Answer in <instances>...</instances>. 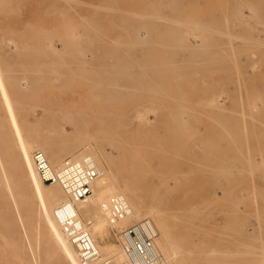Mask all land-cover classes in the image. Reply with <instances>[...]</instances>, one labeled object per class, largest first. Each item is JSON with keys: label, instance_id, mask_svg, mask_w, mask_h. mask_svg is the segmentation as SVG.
Masks as SVG:
<instances>
[{"label": "bare ground", "instance_id": "1", "mask_svg": "<svg viewBox=\"0 0 264 264\" xmlns=\"http://www.w3.org/2000/svg\"><path fill=\"white\" fill-rule=\"evenodd\" d=\"M237 4H234L238 6L236 12L239 11V16L240 15L246 16V19L241 21L240 24L243 25V29L245 30L247 39L244 40L243 38L234 35H230L229 36L230 39H228V35H224V37L225 36L227 37L226 40L227 39L230 40L229 41L230 44L228 48V50L229 49L230 50L227 51L225 48L224 50L226 51V53H229L230 51L232 52L230 53L232 58L231 56H229L231 59L229 58L228 59L230 61L231 60L233 61V62L231 61L233 63L231 67H233V71L237 75V78L235 79L236 82L234 81L235 84L232 81V83L236 85L237 88V89L234 88V90H239V92L244 93L245 98L247 100V101L245 100V102L248 104V110L246 109L247 113L244 112L246 114L245 116L246 121L244 122L242 120L244 122L243 126L246 129L249 137L254 138V142L256 140L259 146V154H258L260 155L259 159L258 160H253L252 158L248 159V164H247L248 174L253 183H251L249 192L246 191L248 194V200L247 199L246 200L247 202L249 201L248 202L249 204L247 203L246 204L248 206L250 205L254 206L255 208L254 207L253 208L257 209L255 215L258 218L257 231L260 234L264 232V0H240ZM178 6L180 7V5ZM104 13L105 15L107 14L106 11ZM178 13L176 14L181 15V12L179 14ZM91 14L92 13H90V15ZM176 14L173 13V15L177 16ZM98 16H100V14ZM94 17H96V15H94ZM101 19H103V17ZM155 19H158V21L161 22L160 21L161 17L156 16L155 14L148 15L147 19H145L142 22L146 24H150V23L156 24L158 21H156ZM238 20L240 21V19ZM135 21H137V19H135L134 22ZM226 23H230V21L227 20ZM87 25L89 26V24ZM233 25H235L234 21H233ZM51 27L54 26L51 25ZM196 28L197 26L195 27V29ZM198 30L201 31L203 29L199 27ZM25 31H27V29ZM226 32H228V30L227 31L225 30V33ZM30 34L32 36L34 35L32 33ZM31 35H30V39H31ZM34 37H36V39L37 38L40 39V37L38 36L34 35ZM130 37L131 36H129V38ZM138 37L139 36H136V41L140 42L141 38ZM243 37L245 38V35ZM66 38L69 41V38L72 37L69 36V38L68 37ZM100 38L102 39V37ZM195 38H197V36H195ZM234 38H238V39L241 38L245 42H243L242 45H239V43L232 44L231 39L233 40ZM27 39L29 40V37ZM96 39L99 38L96 37ZM198 39L201 40V43L194 41V43L192 44L190 43V45L188 44L189 47L186 52L189 55V57L184 62L177 61L174 57L175 53H173L172 50L168 51L167 54L165 53L166 54L165 57L166 58L168 57V68L170 69V71L173 70L174 74L176 73V75H178V73L187 74L189 72L191 73L197 72L196 74L202 75L205 72L206 73L211 72V74H213L212 72L214 70L215 71L217 70L218 72L220 71L218 69L219 67L222 66L221 59L227 57L223 55V53L222 54L220 52L218 53L219 51L218 49H220L218 47L221 44L217 45L214 43L212 44L205 42V37H203L202 33L199 34ZM28 40H26V43ZM26 43L23 41H19L14 36H9L6 35L5 33H0V75H3V77L10 82L11 87L15 91L23 92V93H32L35 90H37V93L40 95L37 98L38 99L37 103L29 105L28 107L25 105H22L20 107H16V106L13 107L15 104L14 101L12 100L14 99L13 97L0 96V241L4 242V244H6L5 246L9 244V241L13 242L12 240H14V235L13 233L11 235L10 232H13L14 229L19 228L23 233L22 242L24 241L28 245V250H25L24 248L23 254L24 256H29V258L28 259L25 258L23 264H82L79 261L77 250L70 242V240L67 238L59 221L57 220L54 214V210L56 206L61 202L67 200L68 195L58 184L56 183L49 184L43 182L40 179L32 160V153L36 149L42 150L45 153L46 157L48 158L49 162L53 166H57L64 158H79L83 155H89L93 160L95 166L99 169L98 177L91 184V188H92L91 194L88 196L86 200L75 201L74 207L78 213L79 218L83 222L84 226L88 229L92 238L94 239L95 244L102 258L111 257L113 260L117 262H124L125 255L121 249V245L119 242V231L122 227L129 225L128 223H130L131 221L133 220L137 221L138 219H141L143 217L149 218L157 230L155 245L158 251L160 252L165 264H215V261L213 262V258L215 257L217 258L218 256L224 257L226 255H229L228 257H230L232 254L235 255L234 258L235 257L238 258V261H240L241 263V261H243V257L251 254V252L249 253L248 251L245 250V244L242 242V240L246 237L245 233H243L244 231L241 230L242 228H240V230L237 229L235 234L236 236L234 237L236 240L238 241L240 240V242L233 239L230 241L228 240L229 242L226 243V245L230 246V248L231 247L235 248L233 249L232 252H229L228 249H226V253L216 251L214 248L209 247L212 245H208V247L205 248V245H203V243L205 242H203L204 240L202 239H204L207 236L204 237L202 236L203 238L201 237L202 239L200 240V243L195 241L197 239L193 240V238L190 239L188 237V235L191 233V230L196 229L195 227L196 224L193 223V220H195L193 219L194 216L193 217L191 216L195 212L196 205L190 202V200H193L195 197L189 196V194H192L194 191L176 188L175 186L174 188L165 186L167 185V181L164 177L165 174V172L163 171L164 169L162 170V165L163 166L165 165L164 162L171 161L173 163L174 161H180L182 159L181 150L179 148L181 142L178 141V136L179 135L181 136L182 133L178 134L174 132L175 134H173L172 132H168V133L164 132L162 134L161 133L157 134L156 131L158 129L155 130L156 129L155 126L158 123V121H160L161 123L166 121L165 124H167L168 128H170V126L172 127L176 123L177 118L172 114V112H170L171 115L167 112L169 114V116L167 117H162L163 114L161 113L160 116H157L152 121L147 117L148 115L146 116L145 115L146 113L140 109H135L136 116L134 115L133 117H129V115H126L124 111L125 109L122 110L120 106V104H122L123 101L109 102L107 100L104 101L85 100L82 98L73 99V98L52 96L53 88L68 87L65 80L68 78L69 73H73V75L81 76L84 79H86L89 84L87 85V87L91 88L90 95L95 99H101L103 97H111L112 95L122 96L125 90H129V88H133V87L140 90L146 89L148 92H150L155 86L153 84L156 85L159 84V80H164L165 75L167 74V72L166 74L161 73L163 71L160 72V70L163 69V68L160 69L162 66L161 65L158 68V70L160 69L158 71L160 73L156 74L157 76L153 75V73L156 72L157 70L154 64L157 65L158 67V64H156L155 61H159L157 58L161 59L159 55L156 54L157 57L152 55L147 56L135 52L134 53L135 58L133 56L130 57V59L124 60L123 63L127 64L125 67H123L122 69L120 68L113 69V67L111 66V62L107 63L108 61L106 62L105 60H103L105 57L103 51V52H96L92 58L86 55H82L80 59L78 60L76 59L77 62L79 61L77 63L78 67L76 68L72 67L71 65L70 66L64 65L61 67V64L60 65L58 64L59 62L56 63V61H58L61 55H59L60 53L58 54L57 51L55 52L54 50H52L49 46L50 45L49 43L46 44V48L47 50H49V54H50L49 55L50 62H48L47 64L42 62L43 59L42 55L46 56L43 54L44 53L43 50L45 49L44 46H42L44 49L40 51L41 53L43 52L42 55L41 54L36 55L37 52L36 50L37 48H39L40 45L36 48L35 46H37L38 44L32 46L31 44L28 43L26 44ZM88 45L90 46V44ZM113 45L115 46L116 44ZM174 45H179V44H174ZM212 45L216 49V51L208 53L207 49ZM71 46L69 45V48L73 49V47ZM103 46L104 44L102 43L101 47L103 48ZM105 46L103 49H105ZM115 49L117 51V48ZM140 49L141 48H139V51ZM74 51L77 52L76 49ZM253 52L256 53L255 57H253L252 54ZM112 53L113 55H115L113 51ZM109 54L112 55L111 51L109 52ZM241 54L245 56V61L240 60V58L237 57L238 55ZM24 55L28 57L27 59L29 61L28 64L29 68L26 69L27 68L26 66L25 71L22 70L18 71L17 66L18 64H20V59L17 58H20L19 56H24ZM126 55L123 56V58L127 57ZM116 56L118 58L117 54ZM115 58L116 57L114 58L112 57L111 59L114 60ZM45 60L48 59L46 58ZM223 61L225 62L226 60ZM133 63L135 67L132 66ZM105 65L106 67L109 66L110 67L107 69ZM116 65L118 66L119 64L116 63ZM153 67L155 68V71ZM225 68H223L224 71ZM218 72H215V74H218ZM230 72L228 71L227 74L229 77L231 75ZM193 75L194 73L192 74V76ZM218 76H222V75L218 74L217 77ZM221 78L224 79L226 78V76ZM198 79H200V77ZM214 81H217L218 83V81L220 80L216 79ZM221 82L223 81L221 80ZM182 83L183 82H181V84ZM203 84H200L201 87ZM157 87L155 86V88ZM160 88L161 87H159L158 89ZM203 88H207V87H203ZM46 89L47 91H44ZM211 89L217 90L216 88L215 89L211 88ZM170 94H167L168 99H170L169 97L171 96ZM200 95L198 96V98L200 97ZM164 96L166 95L164 94ZM174 97L172 99H174ZM177 97L176 99L179 98ZM202 98L203 97H201L200 99ZM239 99H241V96ZM171 101L177 103L174 100ZM212 103L213 106L218 109L224 108L223 106L225 105V103L221 102L219 98H217L216 100L214 99ZM235 106L237 107V105ZM36 107H37V111H36ZM174 107L176 108V105ZM238 109L240 110V112H242L240 108ZM222 111L224 110L222 109ZM211 112L213 113L212 110ZM216 112L217 111H215L214 113ZM179 115L180 113L177 115V117H179ZM243 116H239V117H243ZM133 119H135L136 121L135 125L132 124V121H134ZM67 125L70 126L69 129L67 128ZM153 130H155V133L154 132L152 133ZM133 132L136 133L135 135L137 137L133 136ZM137 134H141V136L139 135L138 137ZM228 134L232 139L234 132L228 129ZM213 137L214 138L216 137V133ZM207 138H209V136L206 137V140ZM202 139L203 141H201L200 143H202L203 146L204 144H207L209 145L210 148L202 152L205 153V155L204 154L200 155L199 158L200 162L201 161L214 162L219 160L222 162V160L225 157L224 154H226V150H227L225 149V147H227L228 145L232 146L234 143V139H232V141L230 142L218 141V145H217L218 147L215 148L212 147L213 143L211 142V139L209 141H204V138ZM250 142H252V140ZM198 143H197V147H198ZM203 146L201 147L203 148ZM184 148H186V146ZM186 149L189 148L187 147ZM185 152H187V150H185ZM231 153L235 154L233 152ZM184 154L185 153H183V155ZM192 158L193 155L191 156V159ZM233 158L234 157H231L230 160H232ZM153 159L158 161L159 165L156 164L152 165L151 162ZM185 160H187V158ZM104 162L105 164H107V166H105ZM167 164L168 162L166 163V165ZM180 164L177 166L176 171L168 174V176H171L172 178L175 179L174 183L176 184V186L179 184L181 185L188 184L189 183L188 178L192 174L191 171L188 170L184 171L183 168H181ZM126 165L130 170L129 173L125 172L124 170L123 166ZM191 167L192 169L194 168V170L196 169L198 171L201 170L203 171V174L205 172L213 178H218L219 176H221V178L222 177L226 178L227 176L233 175V171L230 172L228 170H222L220 169L218 164L211 165V164L195 163ZM173 168H175L174 165ZM187 168H190V165L187 166ZM197 170L194 172H197ZM166 171L168 172L169 169ZM153 177H156L157 179L156 182L153 181ZM257 179L260 181L259 184H257L256 182ZM116 193L124 196V198L127 200V202L129 203L132 209V213L114 223H111L107 218V216L105 215V213L103 212V210L101 209V202L105 200L108 196ZM239 194L240 197L242 198L241 196L242 193L239 192ZM242 199H244V197ZM239 201L237 200L238 203H240ZM224 203L226 204V202ZM225 204H223L222 206H224ZM233 206L236 207V205ZM248 206L246 207L244 206V207L247 208ZM251 208L252 207H250V209ZM217 209L215 210L217 211ZM196 210L200 212L198 208ZM206 211L208 212L209 210ZM235 211L232 212L226 211V212H228L229 214L232 213L233 215L236 213ZM238 214L240 213L238 212ZM242 218L244 219L245 217ZM226 221L228 222L227 219ZM237 221H235V223H237ZM229 222H231V220ZM224 223L226 222L224 221L222 224ZM246 223L248 224V222ZM214 225L215 227L220 226L216 224ZM223 229H222V233L225 232V231L223 232ZM209 231L211 232V230H208L206 231L208 233L204 232V234L208 235L210 233ZM114 232L117 236L116 241L113 240L112 237ZM213 233L211 235H213ZM30 234L34 236V241H37V243L39 244L40 242H43V245L39 246L37 244V246L36 245L33 246L32 241L29 238ZM232 235L234 236V234ZM218 242L220 243V240ZM216 244L214 243V245ZM0 245H2V243ZM1 247H3V245ZM224 248L223 251H225ZM238 248H242V249H238ZM261 248L262 249L259 250L260 251L263 250L261 251L262 252L261 254L264 255V245ZM260 251L256 253H260ZM1 255H0V264L11 263L8 261V259L4 260V258L1 257ZM225 258H227V256ZM233 263H237V262H233Z\"/></svg>", "mask_w": 264, "mask_h": 264}, {"label": "rangeland", "instance_id": "2", "mask_svg": "<svg viewBox=\"0 0 264 264\" xmlns=\"http://www.w3.org/2000/svg\"><path fill=\"white\" fill-rule=\"evenodd\" d=\"M235 1L236 0H232V1L231 0H196V2H197L196 3L195 0H159V1L158 0H0V33H5L6 35H9V36H14L19 41H23L25 43H26V40H28L27 38L29 37V40L27 41L28 44H31L32 46H34L35 44L36 45L38 44L37 46H35L36 48L40 45L39 48H37V50H36L37 51L36 55L37 54L42 55V53L44 52L43 54L46 56L42 55L43 59L42 58L41 59H42V62L46 63V64L48 62H50L49 50H47V48H46V44L49 43L50 44L49 46L52 50H54L55 52L57 51L58 54L60 53L59 55H61V57L58 59V61H56V63L59 62L58 64L59 65L61 64V67L64 65L65 66L71 65L72 67L76 68V67H78L77 63L79 62V61L77 62V60L80 59V57H82V55H86V56L92 58L96 52H103V51L105 54V57L103 60H105L106 62L108 61L107 63L111 62V66L113 67V69H118V68L122 69L123 67H125L127 64L123 63L124 60L130 59V57H133L135 52L143 54V55H147V56H150V55L156 56V54L159 55L161 57V59L157 58L160 62L155 61L156 64H158V67H157V65L154 64V66L157 70H156V72H154L155 68L153 67V69H154V71H152V72H154L153 75L157 76L156 74H159L161 71H163L161 73L166 74V72H167V74L165 75L164 80H159V84H157V85L153 84L156 87L158 86L157 88H155V86H154V88L152 89L153 91L151 90L150 92H148L146 89L140 90V89L133 87V88H129V90H125L124 93L122 94V96L112 95L111 97H103L101 99H95L94 97H92L90 95L91 88L87 87V85H89L87 80L81 76H77V75H73V73H69L68 78L65 80L68 87L67 88H64V87L53 88V95L52 96L53 97H63V98H73V99L82 98L85 100H100V101L101 100L102 101L107 100L109 102L123 101V103L120 104V106H121L122 110L125 109L124 111H125L126 115H129V117H133L135 115V109H140V110L144 111L146 113L145 115L146 116L148 115L147 117L152 121L157 116H160L161 113L163 114L162 117H167V116H169V114L171 115L170 112H172V114L177 118L176 123L174 122L175 124L174 125L172 124L174 127L170 126V128H168L167 124H165L166 121L162 122V123L160 121H158V123H157V120H156L157 124L156 123L155 124L157 127L155 126V128H156L155 130L158 129L156 131L157 134H160V133L162 134L164 132L165 133L172 132L173 134H175V133L181 134L182 133L181 136L180 135L178 136V141L181 142V144L179 145L180 146L179 148L181 150V156H182L181 160L182 161L181 160L180 161H174L176 163V165L174 162L172 163L171 161H167L168 162L167 165H166L167 162H164L165 165L164 166L162 165V170L164 169L163 170L165 172L164 177L167 181V185H165V186L170 187V188H174V186H175L176 188L194 191L192 194H189V196L195 197L193 200H190V202H192L196 205L195 212L193 215H191L192 217L194 216L193 219H195V220H193V223L196 224L195 225L196 229L195 230L192 229L191 233L188 235V237L190 239L193 238V240L199 239L198 241L197 240H195V241L200 243V240L204 236H207L204 239H202V240H204L203 242H205L207 244L206 245L205 243H203V245H205V248H207L208 245H212L209 247L214 248L216 251L226 253V249H228L229 252H232L233 249H235L233 247L230 248V246H227L226 243H228L230 240L235 239L234 237L236 236L235 234H236L237 229L240 230V228H242L241 230L244 231L243 233H245V236L247 237V238L245 237L246 239L244 238L242 240V242L245 244V250L248 251L249 253L251 252V254H254V255L249 254V255L243 257V261H241V263H240V261H238V258H236V257L234 258L235 255H233V254L230 256L232 258L228 257L229 255H226L227 258H225L226 256H224V257L218 256L221 258L215 257V258H213V262L215 261V264H238V263H240V264H256V263L257 264H263L264 263L263 262L264 261V259H263L264 255L261 254L262 253L261 251H263V250L260 251L259 249H262L261 247L264 245V232L259 234V232L257 231V219L258 218L255 215L257 209H254L255 208L254 206H251V205L248 206L247 205V204H249L248 203L249 201L247 202V200H248L247 192H249L250 187H251V183H253L251 181V178L249 177V174H248V168H247L248 159L249 158H252L253 160L259 159V157H260V155H258L259 154V146H258L256 140L254 142V138L249 137L246 129L243 126L244 122L246 121L245 120L246 114L244 112L247 113L248 104L245 102L246 98H245L244 93L239 92V90H234V88L237 89L236 85H234L236 82L235 79L237 78V75L234 73L233 67H231V65L233 64L232 63L233 61L231 60L232 61L231 62L229 60L232 58V56L230 55V53H232V52L230 51L229 53H226V51L224 50V48L227 51L230 50V49L228 50L229 44H230V42H229L230 40H228V39H230V37H229L230 35L239 36V37L243 38L244 40L247 39L245 30L243 29V25L240 24L241 21L246 19V16L245 15L239 16V11L236 12L238 6H236L234 4H237L240 0H237L236 1L237 3ZM193 2H195V3H193ZM178 5H180V7ZM232 8H234V9H232ZM104 10L107 12L106 15L104 13L105 12ZM179 11L181 12V15L179 14L180 13ZM90 13H92V14L90 15ZM173 13L174 14L178 13L180 16L177 14H176L177 16H175V15H173ZM99 14H100V16H98ZM150 14H155L156 16H160L161 22H159L158 19H155L156 21H158L156 24L155 23H150V24L143 23L142 21L147 19V16ZM94 15H96L97 18L94 17ZM104 16H105V18H104ZM215 16H217L218 18ZM102 17H103V19H101ZM135 19H137V21L139 23L137 21L134 22ZM238 19H240V21ZM149 20H152V19H149ZM227 20H229L230 23H226ZM223 21H224V23H223ZM233 21L235 22V25H233ZM238 21H239V24H238ZM87 24H89V26ZM93 24H94V26H93ZM224 24L226 27L224 26ZM51 25L54 27H51ZM196 26H197V28L195 29ZM29 27H30L31 31H30ZM36 27H38V28H36ZM42 27H43V29H42ZM46 27H49V28H46ZM199 27H201L203 30L199 31L198 30ZM24 28H26L27 31H25L26 29H24ZM169 28H171V29H169ZM23 29L25 32L23 31ZM52 29H53V31H52ZM94 29H95V31H94ZM162 29H164V30H162ZM167 29H169V30H167ZM38 30H40V31H38ZM225 30L226 31L228 30V32L225 33ZM44 31L48 32V33H45ZM88 31H90V32H88ZM41 32L44 34H42ZM176 32H178V33H176ZM30 33L34 34L35 36L40 37V39L39 38L36 39V37H34V35L32 36ZM200 33H202L203 37H205V42L212 43V44L214 43L217 45L221 44V45H219V47L217 46L218 48H220V49H218L219 51L218 50L217 51H218V53L220 52L221 54L223 53V55L227 56V57H224V59L221 57L222 61L220 60L221 64H222L221 67L227 68V69L225 68V71L221 67H219V69H218L221 72L220 71L218 72L217 70L215 71L213 69L215 72H218L219 75H222V76H218L219 78L217 77L218 74H215V72L213 70H212L213 74H211V72H209V73L205 72L204 74H202L203 76L200 74H196L197 72H192V73L189 72L190 74L189 73H187V74L178 73V75H176V73L174 74L173 70L170 71V69L168 68V57L167 58L165 57L167 52L172 50V52L175 53V55H174L175 59L177 61L184 62L189 57V55L187 54L186 51L188 50L190 43L192 44V43H194V41L201 43V40L198 39V36ZM242 33H244V34H242ZM38 34H40V35H38ZM30 35H31V39H30ZM224 35H228L227 40H226L227 37L226 36L224 37ZM244 35H245V38L243 37ZM69 36H71L72 38H69ZM129 36H131L130 38H132V39H130ZM136 36H139L138 38H141L140 42L136 41ZM195 36H197V38H195ZM66 37L69 38V41ZM96 37L99 39H96ZM100 37H102V39ZM133 37H135V38H133ZM146 37H147V39H146ZM149 37H150V39H149ZM151 37L153 38V40ZM103 38H106V39H103ZM127 38H129V39H127ZM241 38H239V39L234 38L233 40L231 39V43L232 44L239 43V45H242L243 42H245V41ZM94 39H96L97 41ZM176 39H177V41H176ZM102 40H104V41H102ZM102 43L104 44V46L108 43L105 46V49H103L104 46H103V48L101 47ZM72 44L73 45L75 44V45L73 46ZM88 44H90V46ZM113 44H116V45L114 46ZM174 44H179V45H174ZM69 45L70 46L72 45L71 46V47H73V49L71 48L72 50L69 48ZM124 45L128 46L129 48L125 47ZM42 46H44V48L46 50ZM88 46H89V48H88ZM74 47H76V48H74ZM106 48H107V50H106ZM115 48H117V51ZM139 48H141L142 50L145 48L146 49L143 51L140 49V51H139ZM166 48H168V49H166ZM75 49L77 52L74 51ZM118 49H120V50H118ZM42 50H43V52L41 53L40 51H42ZM110 51H111L112 55L109 54ZM112 51L114 52L115 55H113ZM207 51H208V53H211V52H215L216 49L212 45L207 49ZM126 52H127V55H126ZM145 52H146V54H145ZM131 53H133V54H131ZM65 54L67 56L69 55L68 58ZM116 54L118 55V58H117ZM252 54H253V57H255L256 53L253 52ZM106 55H108V56H106ZM125 55L127 57L123 58V56H125ZM62 56L64 57V59ZM229 56H231V58ZM19 57L20 58H17V59H20V64H18L17 70L18 71H21V70L25 71L26 69L29 68V65H28L29 61L27 59L28 57L26 55L19 56ZM76 57H78V58H76ZM112 57L113 58L116 57V58L113 60V59H111ZM237 57L240 58V60L245 61V56L243 54L238 55ZM46 58L48 60H45ZM105 58H107V59H105ZM134 58H135V56H134ZM226 58L227 59L229 58V59L227 60ZM117 59L119 62L117 61ZM36 60H37V58H36ZM223 60H226V61L224 62ZM227 61H230V62H227ZM134 62H135V60H134ZM25 63H27V64H25ZM116 63L119 65L117 66ZM159 63H161V64H159ZM225 64L229 67V70ZM113 65H115V66H113ZM26 66H27V68H26ZM132 66L135 67L134 63L132 64ZM160 66H161L160 69H162V68L163 69L162 70L159 69L160 72H158L159 71L158 68ZM105 67H106V65H105ZM109 67H106V68L108 69ZM231 68H232V70H231ZM230 70L232 73L230 72ZM228 71L231 74V75L229 74L230 77L227 75ZM222 72H225V73H222ZM134 73H135V71H134ZM193 73H194V75L192 76ZM208 74H211V75H208ZM223 75L226 76L227 79L224 78L225 79L224 80L223 78H221V77H224ZM196 76L198 78L200 77V79H198ZM212 77L215 79H213ZM203 78H204V80H203ZM231 78H232V80H231ZM216 79L217 80L219 79L220 81H218V83H217V81H214ZM221 80L223 82H221ZM202 81L204 84L206 82V84L204 85L202 83ZM232 81L233 82L235 81L234 84L232 83ZM181 82H183V83L181 84ZM25 84H26V82H25ZM200 84H203L204 86L202 85V87H201ZM211 85L214 87H212ZM215 85L218 87H221V88H218ZM223 85H224V87H223ZM159 87H161V88L158 89ZM203 87H207V88H203ZM211 88H213V89L216 88L217 90H212ZM176 89H177V91H176ZM170 90H172V91H170ZM233 90H234V92H233ZM44 91H47V89ZM166 92H167V94L171 93L170 95L172 97L169 96L170 99L167 98L168 96H167ZM161 93H163V94H161ZM164 94L166 96H164ZM199 95H200V97L198 98ZM0 96L1 97H6V96L13 97L14 99H12V100L15 103L13 107H15V106L20 107L22 105H25L28 107L29 105L37 103V100H38L37 98L40 95L37 93V90H35L32 93L17 92L11 87L10 82L6 78H4L3 75H0ZM174 96H176V97L178 96L179 98L178 97L177 98L179 100L176 99V97H174ZM240 96H241V99H239ZM173 97H174V99H172ZM201 97H203V98L200 99ZM242 97L244 100L242 99ZM217 98H219V100L221 102L225 103V105L223 106L224 108L218 109V108H215L213 106L212 101L214 99L216 100ZM230 98H232V99H230ZM171 100H174L177 103H174ZM199 100H201V101H199ZM197 101H199V102H197ZM238 101H240V102H238ZM203 102H205V103H203ZM244 103H246V104H244ZM175 105H176V108L174 107ZM231 105H233V106L237 105V107L235 106L236 107L235 108ZM213 108L216 110H214ZM233 108H235L237 111ZM238 108H240L242 112H240V110ZM164 109H166L167 111ZM222 109L224 111H222ZM226 109H228V110H226ZM159 110H160V112H159ZM173 110H175V111H173ZM211 110L213 111V113L211 112ZM238 110H239V112H238ZM36 111H37V107H36ZM215 111H217V112L214 113ZM174 112H176V113H174ZM222 112H224V113H222ZM179 113H180V115H179L180 118L177 117V115ZM213 115H214V117H213ZM230 115H231V117H230ZM239 116H243V117H239ZM133 120L134 121H132V124L135 125L136 121H135V119H133ZM229 124H230V126H229ZM239 124H241V125H239ZM140 127H142V126H140ZM164 127H165V130H164ZM67 128L69 129L70 126L67 125ZM228 129H230V131L234 132V135L232 136V139H234V143L232 146L228 145L227 147H225V149H227V150H226V154H224L225 157L222 160V162L220 160L214 161V162H210V161H206V162L201 161L200 162L199 161L200 155H203V154L205 155V153H202V152L204 150H207L208 148H210L209 145L204 144V146H203V144L200 143L201 141H203L202 138H204V141H209L211 139V142L213 143L212 147L217 148L218 147L217 146L218 141L219 142H230V141H232L231 137L228 134ZM155 130H153L152 133L153 132L155 133ZM134 131H136V130H134ZM215 133H216V137L214 138L213 136L215 135ZM135 134L136 133L133 132V136L137 137ZM137 135H138V137H139V135L141 136V134H137ZM207 136H209V138H207V140H206ZM210 136H211V138H210ZM199 139H200V141H199ZM251 140H252V142H250ZM197 143H198V147H197ZM185 146H186V148L188 147L189 149L184 148ZM201 146H203V148ZM246 146H247L248 150H247ZM252 146H253V148H252ZM192 148H194V149H192ZM185 150H187V152H185ZM189 150H191L192 152ZM247 151L249 152V154ZM190 152H191V154H190ZM231 152H233L235 154H232ZM183 153H185V154L183 155ZM192 153H194V154H192ZM230 154H231V156H230ZM252 154H254V155H252ZM189 155H191V156L193 155V158H192L193 160L191 159V156H189ZM247 155H248V157H247ZM251 155H252V157H251ZM231 157H234V158L232 160H230ZM186 158H187V160H185ZM197 158H198V160H197ZM154 160L155 159L152 160L151 164L152 165L153 164L159 165L158 161H156V160L154 161ZM235 162H237V163H235ZM195 163L196 164H211V165L218 164L220 169H222V170H228L230 172L233 171V175L227 176L226 178L222 177L223 178L222 179L221 176H219L218 178H213L205 172L203 174V171H201V170L198 171L196 169L197 172H194L196 170H194V168L192 169L191 166H193ZM104 164H105V162H104ZM179 164H180L181 168H183L184 171H187V170L191 171L192 174L188 178V181H189L188 184H184V185L179 184L176 186V184L174 183L175 179L172 178L171 176H168V174L176 171L177 166ZM173 165L175 168H173ZM189 165H190V168H187V166H189ZM105 166H107V164H105ZM123 167H124L125 172H127V173L130 172L127 165L123 166ZM168 169H169V171L170 170L171 171L167 172L166 170H168ZM243 171H245V172H243ZM166 173H167V175H166ZM153 181L154 182L157 181L156 177H153ZM223 182H225V183H223ZM256 182H257V184H259L260 181L257 179ZM211 184H212V186H211ZM215 185H216V187H215ZM222 186H223V188H222ZM218 190H220V191H218ZM239 192L242 193L241 196H242V198L244 197V199H242L240 197ZM213 193H215V194H213ZM234 194H235V196H234ZM246 194H247V196H246ZM205 198H207V199H205ZM237 200L238 201L240 200L239 202L242 204L238 203ZM224 202H226V204ZM235 202H236V204H235ZM216 203H219V204H216ZM230 203H231V205H230ZM232 203H233V205H236V207L233 206ZM223 204H225V205L222 206ZM211 205H213V206H211ZM55 206H56V204H55ZM244 206L245 207L248 206V207L245 208ZM201 207H202V209H201ZM226 207H227V209H226ZM250 207H252V208L250 209ZM197 208L199 210L201 209L200 212L198 210H196ZM217 208H219V209H217ZM205 209L209 210L210 212L209 211L207 212ZM215 209H217V211ZM235 210H238V211H235ZM218 211H219V213H218ZM226 211H231V212L235 211L236 213L232 215V213L229 214ZM202 212H203V214H202ZM238 212L240 214H238ZM226 215H228V216L230 215L231 217L230 216L228 217ZM239 216H240V218H239ZM212 217H213V219L214 218L215 219L213 220ZM242 217H245V218L243 219ZM226 219L228 220V222L226 221ZM223 220L226 223L222 224L224 222ZM230 220H231V222H229ZM245 220H247V221H245ZM133 221H131V222H133ZM215 221H218V222H215ZM235 221H237V223H235ZM244 221H245V223L248 222V224L247 223L245 224ZM220 222H221V224H220ZM242 222H243V224H242ZM130 223H128V224H130ZM240 223H241V225H240ZM250 223L252 226L250 225ZM214 224L220 225V226L215 227ZM228 224L232 225V226H229ZM213 225H214V227H213ZM241 226H243L244 228ZM221 227H222V229L223 228L226 229V230L223 229V232L225 231L224 233H222ZM208 230H211V232L209 231L210 232L208 234L209 236L207 234L206 235L204 234V232L208 233V232H206ZM17 232H19V233H17ZM215 232H218V233H215ZM229 232L231 233V235ZM12 233L14 235V240H12L13 242L9 241V244H8L9 247H8V245L5 246L6 244H4V242L0 241V244L2 243V245H3V247H1L2 245H0V248H1L0 255L2 254L1 257H3L4 260L8 259V261L11 262L10 264H23L24 259L29 258V256H24V254H23L24 248H25V250H28V245L24 241L22 242V234L23 233L19 228L14 229L13 232H10L11 235H12ZM212 233H213V235H211ZM224 234L227 235L228 237L225 236ZM232 234H234V236ZM254 235H256V236H254ZM112 237H113V240L116 241L117 236H116L115 232L113 233ZM250 237L253 238V241H252V238H250ZM29 238L31 239L33 246H35V245L37 246V244L39 246L43 245V242H40V244H39V243H37V241H34V236L32 234L29 235ZM219 240H220V243L218 242ZM254 240H256V241H254ZM209 241H210V243H209ZM236 241H238V240H236ZM238 242H240V240ZM251 242H252V244H251ZM214 243L215 244L219 243L220 246H219V244L214 245ZM221 243H223V244H221ZM224 244H225V246H224ZM15 245H17V246H15ZM198 245H200V244H198ZM217 247H218V249H217ZM223 248L225 251H223ZM242 248H238V249H242ZM259 251H260V253H256ZM254 252L256 253V255ZM8 255H9V258H8ZM227 259H229V260H227ZM232 259H233V261H232ZM216 260H219V261H216ZM221 260H223L224 262ZM249 260H251V261H249ZM228 262H230V263H228ZM233 262H237V263H233ZM245 262H247V263H245Z\"/></svg>", "mask_w": 264, "mask_h": 264}, {"label": "built area", "instance_id": "3", "mask_svg": "<svg viewBox=\"0 0 264 264\" xmlns=\"http://www.w3.org/2000/svg\"><path fill=\"white\" fill-rule=\"evenodd\" d=\"M32 160L43 182L58 184L68 195L67 200L56 206L54 214L77 250L82 264H165L155 245L157 230L147 217L120 229L119 242L125 255L124 262H117L111 257L102 258L74 207L75 201L88 198L92 192L91 184L99 175V169L89 155L64 158L57 166H53L45 153L36 149L32 153ZM101 209L111 223L132 213L127 200L118 193L103 200Z\"/></svg>", "mask_w": 264, "mask_h": 264}]
</instances>
